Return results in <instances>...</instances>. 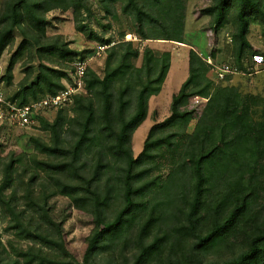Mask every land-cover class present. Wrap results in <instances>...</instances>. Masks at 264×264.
Here are the masks:
<instances>
[{
    "label": "rangeland",
    "instance_id": "1",
    "mask_svg": "<svg viewBox=\"0 0 264 264\" xmlns=\"http://www.w3.org/2000/svg\"><path fill=\"white\" fill-rule=\"evenodd\" d=\"M83 1L82 13L78 19L73 9L68 11L56 9L48 13L47 36L50 41H43L41 45H37L25 29H14L10 33V30L2 31L0 28V48L5 41L10 40V44L0 56V88L10 98H15L25 87L34 86L35 94L27 96V103L52 95L47 81L44 79L40 81V78L47 77L48 80L52 79L53 83L60 82L64 86V79L69 76L73 59L90 56L98 45L108 43L111 47L106 55L93 60L90 69V73L93 72L104 79L107 73L121 65L122 57L128 53V45L131 44L137 55L130 58V64L134 69L141 70V73L134 69H125L124 75L117 80L118 89L121 86L126 88L128 84L135 87L125 97V100L131 102L126 115L128 120L138 112L140 103L138 96L146 86L149 87L145 95L146 116L133 132L130 142L133 158H141L134 172L147 173L144 182L151 184V188L138 199L143 207L136 216L148 214L150 209L155 207L162 215L159 232L174 234L177 226L187 223L190 212L188 204L190 197L189 199L187 197L189 171L180 167L184 162L190 138L195 133L209 102V98L198 95L197 92L209 87L207 92L211 95L218 88H235L251 107L254 117L258 118L263 109L264 68L257 74H241L220 80L207 60L212 59L216 65L236 64L245 72L251 65L254 54L264 55V24L258 20L251 21L243 38L241 36L243 27L236 23L232 12L228 23L219 32H215L212 17L206 14V11L213 6V2L185 0L184 27L179 34L182 42H177L166 39L167 29L171 25L167 21L168 4L163 7V12L159 15L156 12L162 7L156 6L154 0L149 1L147 10H152V15L158 18V21L153 23L147 18L138 21L134 14L126 13L125 7L129 0ZM143 34L145 37L142 36ZM131 36L136 39L128 42ZM22 45L25 49L18 55L13 70L9 72L11 62ZM47 45L56 46L58 51L44 52L43 48ZM61 50L74 53V56L61 57ZM194 55L206 65L205 75ZM239 56L242 58L240 59ZM148 58L152 60L148 61ZM47 68L65 73L66 77L59 81L57 76L47 73ZM194 74L198 77L186 90L185 94L188 96L178 106L180 113L188 116L177 120L169 127L154 130L155 126L167 121L173 115L175 99L181 96L183 86ZM196 82L199 83L198 86ZM88 96L93 98L95 103L98 102V99L89 92L83 97ZM98 104L99 102L97 106ZM75 106L66 110L42 113L38 117L37 126L32 128L16 127L0 121V190L7 181L10 182L9 188L3 189V193L0 194V240L11 257L18 258L22 262H24L23 256L29 249H34L33 254L48 257L52 264L64 258L59 247L48 244L42 246L20 238L17 230L14 229L15 223L10 218V213L5 209L7 208L5 205L11 202L12 208L21 217H25L24 221L31 222L35 227L43 224L37 210L43 208L46 198L49 215L55 222L52 228L54 236H51L50 241H58L60 231L61 243L71 257L67 262L87 264L86 255L90 245L89 240L95 229V215L78 209L68 197L52 188L49 184L50 178H46V173L42 172L38 164L48 160L55 161V157H49L41 150V146L52 143L51 132L44 129L42 122L53 125L58 121L59 116H62L64 127L61 131V142H70L67 135L72 120L76 117ZM124 167L125 164H118L114 165L113 169H108L106 171L108 177L105 181L112 178L111 186L117 185L115 175ZM103 190L105 193L106 189ZM179 190L186 191L185 199L179 198L177 201L175 199L173 203L172 199ZM120 193L122 192L119 191L116 197H113L106 211L110 219L114 218L122 208ZM263 216L264 194H261L233 229L225 244H220L207 253L193 254L192 246L196 242L193 237L179 253H171L168 249L166 255H171L173 260L166 258L162 264H210L233 259L243 251L245 240L261 229ZM139 220L140 218H133L132 226ZM203 222L204 220L199 229L205 235L210 229L211 218L206 220L205 224ZM128 237L130 230L126 229L116 238V243L94 257L91 264H135L143 245L129 240ZM176 256H181V259Z\"/></svg>",
    "mask_w": 264,
    "mask_h": 264
},
{
    "label": "trees",
    "instance_id": "2",
    "mask_svg": "<svg viewBox=\"0 0 264 264\" xmlns=\"http://www.w3.org/2000/svg\"><path fill=\"white\" fill-rule=\"evenodd\" d=\"M149 1L129 0L125 12L134 14L138 21L147 18L154 23L158 18L152 15V10H147ZM154 1L156 6L162 7L156 12L159 15L165 5L169 6L167 21L171 25L167 29L166 39L182 42L179 34L184 27L185 0ZM211 1L213 6L206 11V14L212 17L215 32H219L228 23L232 12L236 23L243 27L241 35L243 38L251 21L258 20L264 24V0ZM83 2V0H2L0 28L2 31L10 30V33L14 29H25L33 41L41 45L43 41H50L47 36L48 13L56 9L63 11L73 9L78 19L82 13ZM142 36L145 37V34ZM9 44L8 39L1 45L0 56ZM128 46V53L122 57L121 65L107 73L104 79L89 71L88 92L98 99L100 105L97 106L98 102L95 103L89 96L77 98L76 117L73 118L67 135L70 142H61V131L64 127L62 116H59L58 121L53 125L42 122L44 129L51 132L52 143L41 146V150L47 156L55 157V161L38 162L40 169L46 173V178H50L49 184L52 188L68 197L78 209L95 215V229L89 240L90 245L86 255L87 264H91L94 257L115 244L116 238L126 229L130 230L129 240L143 245L135 264H162L166 258L173 260L171 255H166V251L169 249L171 253H179L193 237L196 239L192 246L193 254L207 253L229 240L231 232L249 212L257 197L264 194V103L261 115L256 118L237 89L218 88L210 95L207 92L209 87H206L197 94L206 96L209 102L195 133L190 138L184 162L180 167L189 171L187 197L188 199L190 197L188 202L190 212L187 223L177 226L174 234H161L159 230L162 215L155 207L150 209L148 214L136 216L143 207L138 199L151 188V184L144 182L147 173L134 172L141 158H133L130 142L133 132L146 116L145 95L149 87L146 86L138 96L140 101L138 112L128 120L126 115L131 102L125 100V97L135 87L128 84L126 88L124 86L117 88V80L124 75L125 69H134L130 64V58L137 55V52L132 49L131 44ZM24 49L22 45L11 62L9 72L13 70L18 55L22 54ZM43 51L53 53L58 51V48L47 45ZM60 52L61 57L64 58L74 56V53L67 50ZM193 57L205 75L206 65L198 56ZM111 58L112 56L110 60ZM151 58H148V61L152 60ZM134 70L141 73V70ZM46 71L50 75L57 76L59 81L66 77L65 73L53 69L47 68ZM197 77L194 74L183 86L181 96L175 99L173 115L167 121L155 126L154 130L169 127L177 120L188 116L180 113L178 106L188 96L185 92ZM43 79L47 81L52 94L64 88L60 82L53 83L52 79L48 80L47 77L40 78V81ZM195 84L199 85L197 82ZM33 88L34 86L25 87L23 92L16 96L21 104L27 103L28 95L35 94ZM118 164H125V167L123 170L117 168L118 172L115 175L117 185L111 186L113 179L105 181L108 177L106 171ZM9 186L10 182L7 181L0 194ZM119 191L122 192L120 193L122 208L114 218L110 219L106 211ZM185 192L179 190L172 202L179 198L184 200ZM47 200L45 198L43 208L37 210L43 224L35 227L31 222L24 221L25 217H21L12 208L11 202H5L7 203L5 209L10 213V218L15 223L14 229L17 230L20 238L42 246L48 244L59 247L64 258L53 263L71 264L67 262L70 256L61 243L60 231L58 241H50L51 236H54L52 228L55 222L49 215ZM133 218L140 220L132 226ZM210 218V229L203 235L199 226L203 220L205 224ZM33 251L34 249H29L23 256L24 262H22L18 258L11 257L0 240V264H52L48 257L33 254ZM176 257L181 259V256ZM210 264H264V221L258 233L245 240L243 251L237 257L223 263Z\"/></svg>",
    "mask_w": 264,
    "mask_h": 264
},
{
    "label": "built area",
    "instance_id": "3",
    "mask_svg": "<svg viewBox=\"0 0 264 264\" xmlns=\"http://www.w3.org/2000/svg\"><path fill=\"white\" fill-rule=\"evenodd\" d=\"M136 37L131 36L128 42H133ZM110 44L98 45L92 55L77 57L71 64L69 76L64 79V88L56 94L48 95L42 99L31 103L21 104L16 97H9L0 88V121L12 126L21 128H32L37 126L38 117L51 110H66L73 108L78 97L88 94L87 79L91 69V62L106 55L110 49ZM207 63L216 72L220 80H225L229 76L253 75L259 73L264 68V55L256 53L251 58V65L247 70L242 71L238 65L223 63L216 65L212 59Z\"/></svg>",
    "mask_w": 264,
    "mask_h": 264
},
{
    "label": "crops",
    "instance_id": "4",
    "mask_svg": "<svg viewBox=\"0 0 264 264\" xmlns=\"http://www.w3.org/2000/svg\"><path fill=\"white\" fill-rule=\"evenodd\" d=\"M232 42V41H231Z\"/></svg>",
    "mask_w": 264,
    "mask_h": 264
}]
</instances>
